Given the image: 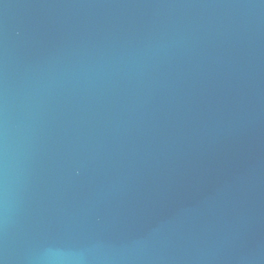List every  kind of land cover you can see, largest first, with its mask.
Returning <instances> with one entry per match:
<instances>
[{
    "label": "water",
    "instance_id": "1",
    "mask_svg": "<svg viewBox=\"0 0 264 264\" xmlns=\"http://www.w3.org/2000/svg\"><path fill=\"white\" fill-rule=\"evenodd\" d=\"M0 264H264V0H0Z\"/></svg>",
    "mask_w": 264,
    "mask_h": 264
},
{
    "label": "clouds",
    "instance_id": "2",
    "mask_svg": "<svg viewBox=\"0 0 264 264\" xmlns=\"http://www.w3.org/2000/svg\"><path fill=\"white\" fill-rule=\"evenodd\" d=\"M53 259H63L64 255L62 253L54 252L51 254Z\"/></svg>",
    "mask_w": 264,
    "mask_h": 264
}]
</instances>
